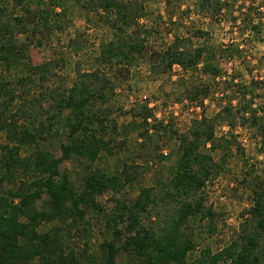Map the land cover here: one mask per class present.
Returning <instances> with one entry per match:
<instances>
[{
    "label": "trees",
    "instance_id": "trees-1",
    "mask_svg": "<svg viewBox=\"0 0 264 264\" xmlns=\"http://www.w3.org/2000/svg\"><path fill=\"white\" fill-rule=\"evenodd\" d=\"M193 1L195 11L208 16L217 15L223 7L219 0ZM73 4L108 14L106 24L119 33L138 27L145 14L140 0H73ZM66 6L68 1L65 5L63 0H0V65L9 72L26 58V47L16 38L25 34L28 26L48 34L61 30ZM133 53L143 58V40L122 34L98 57L100 65L115 62L114 68L76 70L69 87L66 82L59 89L44 88L45 92L34 96L30 94L35 89L54 83L53 61L31 65L26 75L17 78L15 87L0 75V134L4 133L8 142L0 146V264H117L120 254L126 257V264H264V177L249 173V179H254L252 205L243 214L237 237L215 253L201 250L188 260L195 244L187 226L194 217L211 218L202 192L221 172V164L212 156L220 147L215 125L249 123L255 128L253 114L247 119L228 106L211 119L192 121L187 135L178 138L177 160L169 179L158 186L140 188L133 200L116 196L124 194L143 173L139 166L123 163L113 175L93 167L101 152L113 155L118 146H111L115 140L105 139L106 117L93 108L108 103L123 78L122 65ZM203 53L190 40L174 37L162 50L145 56L152 79L167 75L174 67L194 73L200 64L204 73L218 74ZM201 89L186 90L177 101L197 105L200 96H206ZM130 117L131 122L119 133L125 140L130 133L146 142L154 134L170 132L146 104L131 109ZM113 128L117 129L115 125ZM54 139H60L58 158L39 147L40 142ZM226 144L235 143L229 140ZM23 146L34 149L22 156ZM72 157L87 163L78 187L60 169L62 162ZM4 184L12 187L6 189ZM106 193L112 194L108 210L100 201ZM44 196L46 200L37 206ZM92 219L103 221L110 238L103 239L97 257L83 250L79 259L74 251L63 247L62 235L82 231L89 237ZM55 222L48 231H39L43 223Z\"/></svg>",
    "mask_w": 264,
    "mask_h": 264
},
{
    "label": "rangeland",
    "instance_id": "rangeland-1",
    "mask_svg": "<svg viewBox=\"0 0 264 264\" xmlns=\"http://www.w3.org/2000/svg\"><path fill=\"white\" fill-rule=\"evenodd\" d=\"M63 1L65 5L68 1V6L62 29L48 34L41 28L28 26V31L16 38L19 45L26 47V58L9 72L0 65V75L15 87L17 78L26 75V69L31 65L53 61L54 83L35 89L30 96L45 92L44 88L59 89L66 82L69 87L76 70L99 68L106 71L114 68V61L112 65H100L98 57L108 43L122 34L132 39L140 36L144 53L148 56L152 51L162 50L174 37L188 39L193 47L203 49V56L211 59L218 70V74L209 75L201 70V64L194 73L174 67L167 75L152 79L148 57L143 54L141 58L142 55L136 53L122 65L123 78L116 84L113 96L108 103H98L93 108L104 112L102 115L106 117L105 139L116 141L111 143L112 147L118 144L113 155L101 152L93 167L113 175L123 163H127L139 166L143 172L117 198L123 199L122 195H126L133 200L140 188L158 186L159 182L169 179L177 160L178 138L187 135L192 121L202 117L211 119L228 106L247 119L254 115L255 128L249 123L231 126L220 122L215 125L214 135L220 147L212 152V156L221 164V172L202 192L205 209L211 218L197 216L187 226L195 244L188 260L201 250L215 253L226 247L237 237L243 214L252 205L251 181L254 179H249L248 173L264 177V0H219L223 7L215 16L197 13L193 0H140L145 7L144 17L138 27L125 28L124 33L106 24L108 14L75 6L73 0ZM38 41H41L40 45ZM75 47L78 52H75ZM193 87H201L206 95L200 96L197 105L186 100L177 101ZM139 104L152 108L156 119L168 126L170 132L154 134L146 142H142L136 133H130L126 140L122 138L119 134L121 128L131 122L130 111ZM261 129L260 134L258 131ZM229 140L235 144L228 147L226 141ZM7 143L4 133H1L0 146ZM39 145L54 157H60V139L40 142ZM33 149L23 146L21 155L25 156ZM60 169L78 187L80 177L86 173L87 163L72 157L62 162ZM11 187L4 186L6 189ZM111 196V193H106L100 198L106 210L112 205ZM45 200L44 196L37 206L40 207ZM56 224L43 223L39 231L46 232ZM90 224L89 237L82 231H72L68 235L62 233L63 247L74 251L78 258L83 250L89 256L97 257L103 239L110 238L101 219H92ZM127 262L124 255L118 256L117 264ZM81 264L85 263L81 261Z\"/></svg>",
    "mask_w": 264,
    "mask_h": 264
}]
</instances>
